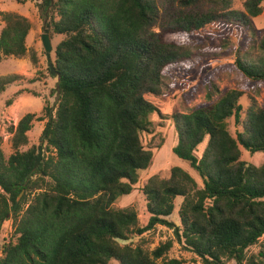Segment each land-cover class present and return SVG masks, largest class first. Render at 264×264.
Wrapping results in <instances>:
<instances>
[{
  "label": "trees",
  "instance_id": "16d2710c",
  "mask_svg": "<svg viewBox=\"0 0 264 264\" xmlns=\"http://www.w3.org/2000/svg\"><path fill=\"white\" fill-rule=\"evenodd\" d=\"M37 1L44 32L61 38L52 51L58 102L45 108L38 167V148L20 150L35 115L10 128L14 154L7 157L0 148V236L9 220L15 234L8 244L0 242V264H159L172 241L153 251L144 248L145 238L136 246L126 243L157 226L173 228L202 264H264V164L241 158V148L264 152V107L251 97L246 111V94L233 90L190 113L164 115L145 97H159L165 69L188 59L181 42L213 23L249 30L248 18L263 12L264 0H247V14L232 10L231 0H212L207 13L185 15L159 32L152 0ZM2 16L0 63L26 55L31 29L22 17ZM236 66L248 79L264 81V59L239 58ZM10 84L0 82V94ZM155 115L173 123V153L189 163L202 186L181 167L166 178L151 177L139 189L149 216L141 224L134 206L115 205L137 189L140 173L153 163L142 135L153 133ZM231 119L240 128L235 136ZM177 198L180 227L169 220ZM257 245L259 251L250 253Z\"/></svg>",
  "mask_w": 264,
  "mask_h": 264
},
{
  "label": "rangeland",
  "instance_id": "374dc122",
  "mask_svg": "<svg viewBox=\"0 0 264 264\" xmlns=\"http://www.w3.org/2000/svg\"><path fill=\"white\" fill-rule=\"evenodd\" d=\"M159 12L156 31L174 24L185 15L198 16L212 9V0H152ZM247 0H231L232 10L247 14L245 3ZM264 7V2H263ZM3 14H13L28 21L31 26L26 40L27 53L22 58L10 57L0 63V82H11L5 92L0 94V148L9 157L15 153L13 138L10 128H16L19 121L28 114L35 115L32 129L27 133V143L20 150L26 152L34 146H41L40 137L46 126V107L55 109L58 102L57 83L58 78L52 76L49 68L46 51L43 47L42 36L44 22L40 17L37 0H29L25 4L16 0H0V21ZM244 20V19H242ZM251 25L249 30L226 23H213L206 26L196 34H192L186 41L181 42L188 54V59L182 63L167 67L163 73V91L159 97L146 94L145 97L156 104L162 114L171 115L174 112L190 113L196 108L210 105L216 101L222 93L238 90L246 95L241 100L247 111L251 105V97L257 106L264 107V81L256 82L248 79L237 68L236 61L243 58L248 62L257 63L264 59V52L260 44L264 38V10L256 18H248ZM3 23H1V28ZM61 40L55 37L52 41L53 51ZM53 53V52H52ZM51 53L52 61H54ZM213 90L212 99L208 93ZM20 92L18 95L17 93ZM13 99L11 105L8 101ZM154 130L151 134H143L142 142L153 153L151 167L140 173V183L136 190L122 197L115 206H134L139 214L140 223L148 221L146 205L139 189L147 184L153 176L166 178L171 169L181 167L188 171L202 186L199 175L190 167L189 163L178 158L173 153L177 145L178 136L173 123L164 120L157 115L153 116ZM229 130L233 136L240 128L234 119L229 121ZM208 138L201 144L196 152L200 157L207 145ZM42 147V146H41ZM43 149V148H42ZM242 160L261 166L264 164V152L252 155L241 148ZM44 154V150H43ZM42 154V155H43ZM182 198H177L174 213L170 221L180 227L179 207ZM135 236L130 242L136 246L141 238L144 248L153 251L169 240L173 242L168 255L159 259V264H167L170 260H181L183 264H202L201 259L184 248L178 241L174 229L157 226L152 232ZM15 234L12 231L11 221L4 223L0 242L2 245L13 241ZM124 244V243H123ZM259 245L250 248V253H257ZM110 264H120L116 261Z\"/></svg>",
  "mask_w": 264,
  "mask_h": 264
},
{
  "label": "water",
  "instance_id": "95a60500",
  "mask_svg": "<svg viewBox=\"0 0 264 264\" xmlns=\"http://www.w3.org/2000/svg\"><path fill=\"white\" fill-rule=\"evenodd\" d=\"M42 43H43V47L46 51V56H47V59H48V63H49V68L51 70V74L52 76L54 77H57L59 78V75L58 73L55 71V68L52 64V59H51V53L53 51V45H52V42H51V39H50V36L48 34H44L42 36ZM43 154V149L42 147L40 146L39 147V154H38V158H37V161H36V167L39 166V164L41 163V160H42V155Z\"/></svg>",
  "mask_w": 264,
  "mask_h": 264
}]
</instances>
